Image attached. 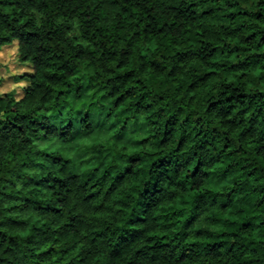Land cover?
Listing matches in <instances>:
<instances>
[{"label": "trees", "instance_id": "trees-1", "mask_svg": "<svg viewBox=\"0 0 264 264\" xmlns=\"http://www.w3.org/2000/svg\"><path fill=\"white\" fill-rule=\"evenodd\" d=\"M10 45L0 264H264V0H0Z\"/></svg>", "mask_w": 264, "mask_h": 264}, {"label": "rangeland", "instance_id": "rangeland-1", "mask_svg": "<svg viewBox=\"0 0 264 264\" xmlns=\"http://www.w3.org/2000/svg\"><path fill=\"white\" fill-rule=\"evenodd\" d=\"M25 70L26 68L19 66L16 61L15 46L10 45L3 47L0 50V93L10 91L12 88L17 87L16 84H11L12 76L20 74ZM18 86H21V84ZM15 90L20 94L19 87L15 88ZM97 101V95L86 92L80 100L73 101L72 109L74 112H81L83 109L88 108V115L94 126L91 134L96 135L100 141L106 144H124L131 148L135 147L139 138L144 134L143 126L139 123L134 124L130 127L127 133L115 137L113 133L115 124L106 121L103 116L97 114L92 107ZM87 135L88 134L86 133L75 132L74 136L67 143L52 141L48 143H39V146L41 148L60 152L77 160L81 155L82 139Z\"/></svg>", "mask_w": 264, "mask_h": 264}]
</instances>
